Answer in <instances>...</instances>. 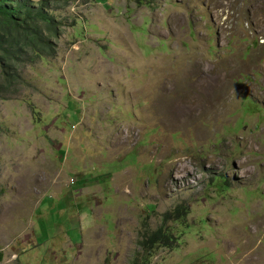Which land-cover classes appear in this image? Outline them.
I'll return each instance as SVG.
<instances>
[{
    "label": "rangeland",
    "instance_id": "obj_1",
    "mask_svg": "<svg viewBox=\"0 0 264 264\" xmlns=\"http://www.w3.org/2000/svg\"><path fill=\"white\" fill-rule=\"evenodd\" d=\"M51 1L0 100V264H134L180 206L151 264H264V0Z\"/></svg>",
    "mask_w": 264,
    "mask_h": 264
},
{
    "label": "trees",
    "instance_id": "obj_2",
    "mask_svg": "<svg viewBox=\"0 0 264 264\" xmlns=\"http://www.w3.org/2000/svg\"><path fill=\"white\" fill-rule=\"evenodd\" d=\"M51 0H0V100L8 98L21 81V67L55 54L54 36L58 24L49 11ZM144 4L146 0H137ZM185 208L164 214L163 225L154 231L144 229L139 245L142 254L134 264H151L160 250L173 249L179 238L165 226L167 220H180ZM2 255H0V261Z\"/></svg>",
    "mask_w": 264,
    "mask_h": 264
},
{
    "label": "bare ground",
    "instance_id": "obj_3",
    "mask_svg": "<svg viewBox=\"0 0 264 264\" xmlns=\"http://www.w3.org/2000/svg\"><path fill=\"white\" fill-rule=\"evenodd\" d=\"M186 75V74H185ZM183 77V76H182ZM185 77V76H184ZM190 77V76H189ZM186 78V77H185ZM184 79V78H183ZM200 79V78H199ZM197 81V80H196ZM177 82V81H176ZM186 84V83H185ZM211 84V83H210ZM205 85V84H204ZM188 87V86H187ZM200 90V89H199ZM183 91V90H182ZM202 93V92H201ZM201 95V94H200ZM194 97H190V99H192L191 103L192 104H195V106H199L201 105L202 103V106L203 105H206L207 103H204V98H199L197 97V95H193ZM180 100V99H179ZM194 100V102H193ZM188 102V101H187ZM185 102V103H187ZM189 103V102H188ZM191 105V104H190ZM194 106V105H193ZM188 107V106H187ZM206 108V107H205ZM187 109V108H186ZM192 109V108H191ZM207 109V108H206ZM188 110V109H187ZM184 111V110H183Z\"/></svg>",
    "mask_w": 264,
    "mask_h": 264
}]
</instances>
